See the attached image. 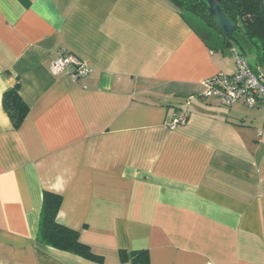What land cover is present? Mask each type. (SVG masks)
<instances>
[{
    "label": "crops",
    "instance_id": "1",
    "mask_svg": "<svg viewBox=\"0 0 264 264\" xmlns=\"http://www.w3.org/2000/svg\"><path fill=\"white\" fill-rule=\"evenodd\" d=\"M60 50L87 78L50 74ZM229 55L168 0H0V264H97L36 241L44 191L101 264H264V107L202 97Z\"/></svg>",
    "mask_w": 264,
    "mask_h": 264
},
{
    "label": "trees",
    "instance_id": "2",
    "mask_svg": "<svg viewBox=\"0 0 264 264\" xmlns=\"http://www.w3.org/2000/svg\"><path fill=\"white\" fill-rule=\"evenodd\" d=\"M168 1L180 11L182 19L210 51L222 53L235 50L246 60L247 54H251L254 65L249 66L259 67L264 72V0H220L225 14L235 25L228 36L216 28L206 0ZM18 89L16 84L1 97L2 109L14 130L19 129L28 114V107L20 98ZM61 203V196L48 191L42 193L36 241L48 248L101 264L103 259L79 241L76 231L56 222ZM120 260L130 261L131 264H149L144 250L129 255L120 251Z\"/></svg>",
    "mask_w": 264,
    "mask_h": 264
},
{
    "label": "built area",
    "instance_id": "3",
    "mask_svg": "<svg viewBox=\"0 0 264 264\" xmlns=\"http://www.w3.org/2000/svg\"><path fill=\"white\" fill-rule=\"evenodd\" d=\"M234 72L217 73L202 82L204 99L213 100L222 107L242 103L246 108L264 107V72L261 68H251L247 60L232 50ZM52 76L65 74L73 82L87 78L91 72L89 62L73 52L60 50L49 65ZM184 110L174 115L168 124L170 130L183 126L188 121Z\"/></svg>",
    "mask_w": 264,
    "mask_h": 264
},
{
    "label": "water",
    "instance_id": "4",
    "mask_svg": "<svg viewBox=\"0 0 264 264\" xmlns=\"http://www.w3.org/2000/svg\"><path fill=\"white\" fill-rule=\"evenodd\" d=\"M206 2L209 7V13L212 16L218 31H220L224 36L231 34L235 29V25L225 14L220 0H206Z\"/></svg>",
    "mask_w": 264,
    "mask_h": 264
},
{
    "label": "rangeland",
    "instance_id": "5",
    "mask_svg": "<svg viewBox=\"0 0 264 264\" xmlns=\"http://www.w3.org/2000/svg\"><path fill=\"white\" fill-rule=\"evenodd\" d=\"M232 51V50H231ZM231 51H228V50H225L224 52L225 53H227L228 55H229V57H231V55H232V52ZM232 58V57H231ZM246 58H247V60H248V64L249 65H254V58H253V55H251V54H247V56H246ZM233 59V58H232ZM234 62V61H233ZM244 110H246L247 112H252L251 110L252 109H249V108H244Z\"/></svg>",
    "mask_w": 264,
    "mask_h": 264
}]
</instances>
